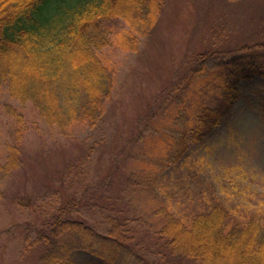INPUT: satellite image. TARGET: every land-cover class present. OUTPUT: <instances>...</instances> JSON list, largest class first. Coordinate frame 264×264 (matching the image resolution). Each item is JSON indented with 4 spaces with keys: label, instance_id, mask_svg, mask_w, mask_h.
<instances>
[{
    "label": "rangeland",
    "instance_id": "374dc122",
    "mask_svg": "<svg viewBox=\"0 0 264 264\" xmlns=\"http://www.w3.org/2000/svg\"><path fill=\"white\" fill-rule=\"evenodd\" d=\"M162 5L157 25L138 37L134 51L126 49L124 33L136 30L124 20L109 24L120 33L115 38L120 48L105 49L115 75L95 126L79 124L61 133L30 103L14 100L6 85L0 88V264H40L44 246L35 241L48 208L71 197L82 204L67 217L101 233L108 229L104 218L113 215L104 206L109 197L118 198V207L133 206L131 219L149 217L153 206L171 202L189 215L215 199L240 206L239 218L264 216V80L239 82V97L214 132L190 147L177 167L164 164L174 150L170 137L181 128L174 115L199 85L198 79L188 83L194 56L264 42V0H163ZM217 93L203 86L199 99L213 106ZM7 105L21 114V125ZM21 127L19 165L9 169V145ZM137 240L144 243L136 249L146 261L169 264L160 260L146 229ZM70 262L95 264L97 258L77 251ZM177 263L195 264L184 259L172 264Z\"/></svg>",
    "mask_w": 264,
    "mask_h": 264
},
{
    "label": "trees",
    "instance_id": "16d2710c",
    "mask_svg": "<svg viewBox=\"0 0 264 264\" xmlns=\"http://www.w3.org/2000/svg\"><path fill=\"white\" fill-rule=\"evenodd\" d=\"M237 2L240 0H228ZM163 0H0V88L20 104L30 103L49 127L66 133L84 124L95 126L112 93L115 69L105 49L116 46L120 33L109 24L124 20L133 27L124 33L128 51L137 49L138 37L155 28ZM188 82H199L186 93L174 115L181 127L172 133L174 146L165 167H177L193 145L202 144L231 111L239 97V82L264 80V42L243 45L234 51H214L194 56ZM200 78V79H199ZM194 81V82H193ZM177 82L173 84L174 87ZM203 86L214 87L218 100L201 101ZM6 111L18 125L21 114ZM9 145V169L19 165L17 141ZM82 200L71 197L48 208L36 243L44 250L40 264H71L74 252H89L95 264H153L137 251L142 229L150 234L160 260L169 264L188 260L195 264H264V216L239 218L240 206L215 199L197 213L180 214L171 202L149 209V217L130 218L136 209L118 207L108 198L105 207L113 215L104 218L106 232L83 220L68 218ZM135 208V207H134ZM129 223L134 224L133 227ZM174 260V261H173ZM179 264V263H177Z\"/></svg>",
    "mask_w": 264,
    "mask_h": 264
}]
</instances>
